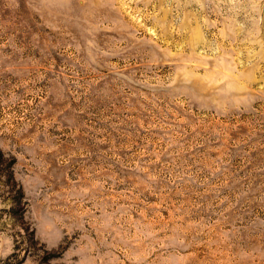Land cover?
Listing matches in <instances>:
<instances>
[{"label": "rangeland", "instance_id": "1", "mask_svg": "<svg viewBox=\"0 0 264 264\" xmlns=\"http://www.w3.org/2000/svg\"><path fill=\"white\" fill-rule=\"evenodd\" d=\"M0 264H264V0H0Z\"/></svg>", "mask_w": 264, "mask_h": 264}]
</instances>
